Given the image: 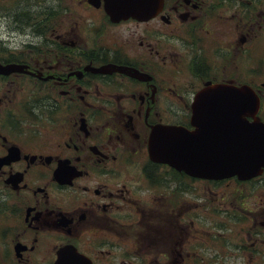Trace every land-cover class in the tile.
<instances>
[{
  "label": "flooded vegetation",
  "instance_id": "1",
  "mask_svg": "<svg viewBox=\"0 0 264 264\" xmlns=\"http://www.w3.org/2000/svg\"><path fill=\"white\" fill-rule=\"evenodd\" d=\"M0 63L21 66L0 73V264L65 247L80 264H264V169L201 178L148 150L158 125L196 128L209 83L261 95L264 0L119 20L104 0H0Z\"/></svg>",
  "mask_w": 264,
  "mask_h": 264
},
{
  "label": "water",
  "instance_id": "2",
  "mask_svg": "<svg viewBox=\"0 0 264 264\" xmlns=\"http://www.w3.org/2000/svg\"><path fill=\"white\" fill-rule=\"evenodd\" d=\"M161 2L157 0L158 7ZM143 3L144 0H113L114 7L118 8L113 11L142 17ZM216 93L213 91L209 94L210 98ZM208 102V106H196V115L212 118L205 123L210 126L208 133H175L173 139H160L159 133L154 135L153 146L167 150L162 159L175 163L173 155L177 152L180 159L176 160L179 163L191 162V157L196 155L200 158L193 161L201 162L204 154L210 166L205 169L194 168L193 172L209 177L237 174L246 178L261 170L264 166V122L256 116L259 101L253 90L247 85L237 87L221 84L220 96ZM248 117L253 119L249 120ZM170 149L175 152L170 153Z\"/></svg>",
  "mask_w": 264,
  "mask_h": 264
},
{
  "label": "rangeland",
  "instance_id": "3",
  "mask_svg": "<svg viewBox=\"0 0 264 264\" xmlns=\"http://www.w3.org/2000/svg\"><path fill=\"white\" fill-rule=\"evenodd\" d=\"M225 36H226V40L227 41L228 40H231L232 39V36H234V28H233V25L230 22H227V24L225 25ZM231 61H232V65L237 64L234 56H232ZM244 65H247V61H246L245 58H242V63H241L242 73L248 74L247 73L248 70L245 69V68H243ZM235 71H233L232 73L235 74ZM261 73H263V72H261Z\"/></svg>",
  "mask_w": 264,
  "mask_h": 264
}]
</instances>
